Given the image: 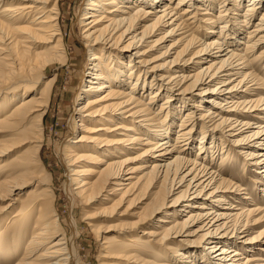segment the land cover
<instances>
[{
  "label": "bare ground",
  "instance_id": "obj_1",
  "mask_svg": "<svg viewBox=\"0 0 264 264\" xmlns=\"http://www.w3.org/2000/svg\"><path fill=\"white\" fill-rule=\"evenodd\" d=\"M60 19L59 0H0V264H80L76 197L100 205L105 217L144 195L153 178L167 179L166 191L155 180L151 199L130 214L135 219L119 220L121 238L102 236L100 257L121 260L107 264H264V228L239 233L264 224V0H85L81 86L87 83L75 86L71 102L80 132L57 149L71 232L41 155L54 83L44 70L68 61ZM158 26L166 27L162 40L177 36L173 46H182L151 64L142 46ZM139 143L147 147L127 156ZM142 155L140 166L128 167ZM175 189V211L140 230ZM91 217L83 219L92 231ZM194 221L201 223L183 234Z\"/></svg>",
  "mask_w": 264,
  "mask_h": 264
},
{
  "label": "rangeland",
  "instance_id": "obj_2",
  "mask_svg": "<svg viewBox=\"0 0 264 264\" xmlns=\"http://www.w3.org/2000/svg\"><path fill=\"white\" fill-rule=\"evenodd\" d=\"M59 2H60V11H61L60 24L62 27L63 38L67 46L68 61L66 62V64H59L55 62L48 64L46 65L45 70H44L45 76L43 78H50L54 76V83H53V88H52L53 92H52V96L50 99L49 108L47 110V114L44 120V125L46 127L44 131V144L41 148V155H42V161L51 175V182L53 185L55 195L57 196L56 206L58 207L60 219H62L65 222L66 228L68 229L69 232H71V230L73 231V229L69 227L68 223L70 220L69 216L71 215L70 205L72 202L69 201L70 199L64 187V181L66 177L65 174L67 173V170L65 169L64 161L63 159H61L60 153L59 154L57 153V149L60 145L69 143V141L71 139H74L77 136V134L80 132V129L77 126L78 121L75 119L76 115L74 114L73 106H71V102L76 96V91L72 92V90L75 88V86L83 87V85L85 86V84L87 83L85 82L81 86V82L83 80L84 68L86 65L85 63L88 57V52L82 45V40L80 38L81 30L79 26V17L81 16L83 7H85V0H59ZM243 4H246V2H244ZM242 8L241 7L239 8L240 12L242 11L241 10ZM259 12L260 10H257L254 13L253 19L257 17ZM214 13H216L215 9H214ZM219 23H216V25H214L216 27L214 26L212 27L217 28V25ZM165 30H166V27H162V26L160 27L158 26L156 29L154 28V32L152 33V36L147 37L146 39L150 41L148 42L145 41L142 46V48H150L146 52V55H148L146 59L148 60V62L151 61V64H163V62L175 56V53L181 49L182 45L173 46L174 44L173 42L175 41L177 36H175V38H166V40L161 39ZM242 33H245V32L242 31ZM196 35L200 36L198 33ZM210 36L212 35L210 34ZM154 40L156 41L154 42ZM130 51H134V49H131ZM131 57L135 58L134 55H131ZM79 72H82L81 77H79V75L77 76ZM258 72H259V68H258ZM154 80H157V79H154ZM149 91H151V89ZM173 93L176 94V92H173ZM148 96H149V93H146L143 99L147 100ZM161 100H163V97L160 100L159 99L156 100L155 102L156 104L154 105L150 104L152 111L158 110V107H159L158 102ZM186 102L188 103L190 101L186 100ZM181 118H182V111L176 117L175 125L172 128V137H174V130L177 128L176 123ZM70 122L72 123V126L74 127L75 132H73L72 127L71 129L69 128L68 124ZM144 136H147V135H144ZM198 136H199V133L196 130L195 138L193 142L197 140ZM220 137L222 139L221 141L224 142L225 145H227L228 144L227 138L223 136H220ZM134 147L135 149L131 151L127 156L133 157L135 155H138L139 152L144 150L147 146L139 143V144H134ZM124 156L125 155H122L120 159L123 158ZM145 157H146L145 155H142L141 156L142 159L139 158L137 160L131 161L130 163H127L128 167L140 166L143 163V160L145 159ZM241 164H242L241 162L237 164L236 166L237 169H240L239 167H242ZM81 168L82 167L78 166V169H81ZM148 169L149 167H146L145 169L144 168L137 169L135 173H133V175L135 174L136 176H139ZM149 173H150V176H152V173L151 172ZM82 176L84 175H80V177ZM155 180L156 179L153 178L150 181L151 187L147 188L145 190L144 195L142 194L139 197V199H135L129 207L126 208L127 202L121 201L120 205H116L118 207L111 209L108 212V215H106L105 217L100 216L99 214L98 208L100 205L95 204L93 205L92 208H90L89 206L81 204L79 197H76V200H77L76 203H77L78 208L76 209L75 217L78 222V226H77L78 236L75 240V244L79 251L80 264H107L109 263V261H112V262L121 261L120 259H117L115 257L114 258L100 257V253L103 252V250L101 249L103 245L102 236L106 238H110L111 236H113L116 239L121 238L122 235H119L120 234L119 231L121 230L119 229L121 227L119 220L122 219L123 221H130V220L135 219V217H133L130 214L134 211L135 207H138L139 205H143L151 199L155 190L158 188V186H156L157 185L156 182H158L160 189L162 191H166L168 180L165 179L166 181H162V182L160 181V179L156 180V182ZM74 186L75 185L72 184V187ZM107 188H109V186ZM177 190L178 189H175L174 193L172 192L169 193L170 195L166 193V195L168 194V196H166L167 197L165 200L166 207H164L163 209L164 211L154 213L151 219H149L147 223H145L144 225L141 226V228H139L140 230L149 228L150 225L155 223L157 217H159V215L164 214V212L175 211V210L170 209V207L174 205H169V203L172 200L171 198L178 194ZM227 199L229 202L233 201V199H230V198H227ZM139 200H142V203H139ZM238 202L239 201H235L233 203L237 204ZM227 204L228 203H222L221 206H225ZM247 205L251 206L249 203H247ZM182 206L183 205H180V209ZM124 208H126L125 210L126 213H124V215H118V213L122 212ZM180 209L176 210V213L182 214L180 213V211H182ZM187 209H191V207H188ZM10 211L11 209L8 210L6 214L9 213ZM85 213L91 214L92 216L91 218L93 220L95 219L93 222L97 224L96 230L91 231V227L87 225L86 223L87 219H83ZM180 216H184V215H180ZM163 217L166 220L171 219L169 216H163ZM196 222H200V221H194V223L192 224L190 222L188 225H186L183 228L184 229L183 234H185V232H187L188 230H193L197 226H199L196 224ZM161 224H163V222H160V225ZM167 224H169V222L166 223V225ZM263 228H264V224L259 223L257 225H253L249 227L247 229V232L245 231V232H239V233H241L242 238H248L250 236L257 235L259 231H260L259 235L262 234L263 231L261 230ZM98 234H100L101 236H98L97 238ZM184 237H188L189 239H194V236H191V235H185ZM108 250H111V248H109ZM112 255H114L113 252L108 253V256H112ZM12 261L13 259L9 262V264H14V262Z\"/></svg>",
  "mask_w": 264,
  "mask_h": 264
}]
</instances>
